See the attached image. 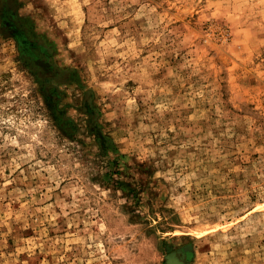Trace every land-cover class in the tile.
Wrapping results in <instances>:
<instances>
[{"label":"rangeland","instance_id":"obj_1","mask_svg":"<svg viewBox=\"0 0 264 264\" xmlns=\"http://www.w3.org/2000/svg\"><path fill=\"white\" fill-rule=\"evenodd\" d=\"M188 245L264 264V0H0V264Z\"/></svg>","mask_w":264,"mask_h":264},{"label":"water","instance_id":"obj_2","mask_svg":"<svg viewBox=\"0 0 264 264\" xmlns=\"http://www.w3.org/2000/svg\"><path fill=\"white\" fill-rule=\"evenodd\" d=\"M43 65V62H40ZM188 254H193V248L191 245L182 247L176 251L169 253L166 256V264H188L185 262Z\"/></svg>","mask_w":264,"mask_h":264}]
</instances>
